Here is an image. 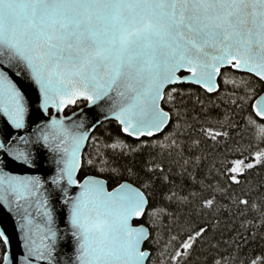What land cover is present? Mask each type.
Masks as SVG:
<instances>
[{
  "label": "snow or ice",
  "instance_id": "snow-or-ice-1",
  "mask_svg": "<svg viewBox=\"0 0 264 264\" xmlns=\"http://www.w3.org/2000/svg\"><path fill=\"white\" fill-rule=\"evenodd\" d=\"M233 70L239 83L225 78V84L247 88L257 80L264 90V0H0V201L8 205L15 197L23 209L17 221L23 249L19 264H164L159 235L154 240L152 233L167 228L163 221L175 213L152 204L145 192L128 184L107 192L106 181L84 172L82 149L103 116L118 124L117 135L105 145L110 152L88 159L89 170L118 173L111 164L134 160L146 149L161 156L182 151L181 138L192 126L181 111L183 97L194 86L218 92L217 78ZM28 88L38 93L37 113L50 115V106L59 113L86 101L99 115L73 111L72 116L37 123L34 136L13 134L26 131L31 121ZM252 109L260 123L249 115V125L264 129V97ZM121 134L140 146L126 143ZM227 136L214 131L210 138ZM40 145L53 154L55 165L47 195L39 191L45 187L40 177H15L4 170L37 167L39 154L32 148ZM262 155H256L257 163L264 162ZM242 163L236 160L225 168L237 186ZM125 170L133 172L127 165ZM143 171L169 181L159 165L146 164ZM189 176L195 184V176ZM199 188L190 195L201 197L203 208L217 207L215 193L220 189L203 181ZM167 191L161 197L169 206L187 200L171 188ZM251 191L241 188L239 195L230 194L241 214L256 209L245 198ZM34 195L37 211L43 210L42 223L28 211ZM50 199L67 209L63 238ZM205 232L200 228L180 240L170 254L171 264H186L184 258L191 257L190 250ZM12 243L13 236L0 230V264H17Z\"/></svg>",
  "mask_w": 264,
  "mask_h": 264
},
{
  "label": "trees",
  "instance_id": "trees-1",
  "mask_svg": "<svg viewBox=\"0 0 264 264\" xmlns=\"http://www.w3.org/2000/svg\"><path fill=\"white\" fill-rule=\"evenodd\" d=\"M225 78L229 81L234 78L237 83L240 81V76L234 70L226 71L225 76L219 78L217 93L209 94L194 86L190 89L192 94L183 97L186 103L181 105V111L187 113L185 120L192 126L181 138L184 141L182 151L173 149L171 155L164 152L161 156L158 151L146 149L134 160L127 157L119 164H111L110 167L118 168V173L111 170L96 173L95 169L89 170L88 159L95 161L98 155L110 152L105 145L113 142L117 135L118 124L108 121L96 128L83 154L86 174H96L105 179L110 189L123 181L133 183L149 196L152 204H160L175 213L163 221L168 225L167 228L152 233L154 240L159 235L158 247L164 253L160 259L164 264H171L170 254L180 240H186L189 234L195 235L200 228L206 229V232L197 238L190 250L191 257L184 258L186 264H215L216 261L219 264H252L254 260L257 264H264V260H261L264 257V162L257 163L255 159L257 154L264 153V129L248 123L249 115H252L257 124L260 123L252 105L264 90L257 80L253 81L251 87L245 88L241 84L236 88L231 82L225 84ZM83 105L84 103H79L76 108ZM74 110L75 108L68 109L65 114ZM202 129L209 131L206 134ZM214 131L227 132L228 136L213 140L210 137ZM120 138L134 147L140 146L133 140L124 138L122 134ZM159 139L163 141V136ZM148 159H151V164L147 163ZM185 160L188 161L187 164ZM236 160L243 162V174L237 177L241 180L240 186L232 184L225 171L226 166H233V161ZM261 160L264 161V155ZM249 163L254 167L247 168ZM146 164L147 167L156 168L159 165L164 168L163 175L168 176L169 181L165 184L156 176L146 175L143 171ZM125 165L132 168L131 174L125 170ZM189 173L195 176V184ZM200 181L220 189L215 193L217 207L203 208L202 198L190 195L191 192L200 191ZM145 184L151 187L146 188ZM169 188L176 192L177 197H187V200L169 206L161 197V193L170 194L167 191ZM241 188L245 192L252 190L251 196L245 198L256 204L255 210L249 209L244 214L238 211L230 195H239ZM160 222L157 220V223ZM172 236H177V240L172 241Z\"/></svg>",
  "mask_w": 264,
  "mask_h": 264
},
{
  "label": "water",
  "instance_id": "water-1",
  "mask_svg": "<svg viewBox=\"0 0 264 264\" xmlns=\"http://www.w3.org/2000/svg\"><path fill=\"white\" fill-rule=\"evenodd\" d=\"M188 75L190 78V74H188ZM219 78L220 77L217 78L218 84H219ZM26 91H27V97L29 100L31 121H35V122L30 121L29 127L26 131L20 130L19 132H17L16 130H13V134L34 136L32 129L36 128L37 123L45 124L50 119H52L53 117L64 118L65 115L72 116L73 112H71L69 114H65V112L69 108H74L73 106H69L68 108H65L63 112H59V113L57 112V109L55 107L50 106L49 107L50 115H46L44 113H37L36 110L39 106L38 101H37L38 93L33 88H28V89H26ZM215 93H217V92H212L209 94H215ZM261 97H264V91L254 100L253 104L256 103V101H258ZM78 102H84L85 105L82 106L81 108L75 110V112H80L81 110H83L84 112L92 111L94 114L99 115V113L96 112L95 109L90 108V106L87 104L86 101H78ZM108 121L115 122L114 120H111V119L110 120H104L103 116H100V123L98 125H96L95 128H93L89 131L90 137L92 136V134L96 130V128H98L100 125H102L103 123L108 122ZM65 122L68 123L67 120H65ZM89 142H90V140H88L85 143V146L82 149V156H81L82 160H83L84 151H85ZM32 150L34 153L38 152V154H39V159L37 160V164H38L37 167L28 168L27 166H24V167L15 166V167L5 168L4 170L6 172H8L11 176H15V177H29V176L40 177V179L44 183L45 187L40 189L39 191L41 194L47 195L48 191L50 190L51 175L54 174V169H55V165L53 164V154L48 152L47 149H44L42 147V145L33 146ZM97 178L106 181L105 179H103L101 177L97 176ZM120 184H128L133 189H139L140 191H142V189H140L139 187H137L136 185H134L133 183H130L128 181H123ZM120 184H118L117 186L110 189L108 187V183L106 181V185H105L106 191L112 192L115 188H118ZM77 191H79V189H77ZM73 194H75V193H73ZM36 199H37V197L34 195L32 197V200H33L32 207L29 208L28 211L32 212L33 216L36 218L38 223H42V211L43 210L41 209L39 212L37 211L36 203H35ZM41 199H42V196H41ZM19 204L25 205V207H27V204L24 200H20ZM50 206L52 207L54 216L56 218V227L58 229V236L63 238L64 232L67 230V209H66V207H63L62 204L58 203L54 199H50ZM22 214H23V209L21 207H19V205L15 202V197L11 198L10 203L8 205H5L2 201H0V221H2V223H0V230H6L9 235L13 236V243H12V247H11V252L13 255L16 256L17 264H19V255L23 250L22 249V242L19 241L20 232H19V225L17 224V221L20 219V216ZM14 228L16 229L15 233H13ZM62 245H63V239H61V242H60V246H62Z\"/></svg>",
  "mask_w": 264,
  "mask_h": 264
},
{
  "label": "flooded vegetation",
  "instance_id": "flooded-vegetation-1",
  "mask_svg": "<svg viewBox=\"0 0 264 264\" xmlns=\"http://www.w3.org/2000/svg\"><path fill=\"white\" fill-rule=\"evenodd\" d=\"M80 103V102H79ZM79 103L76 105V106H78L79 105ZM75 108V107H74Z\"/></svg>",
  "mask_w": 264,
  "mask_h": 264
}]
</instances>
